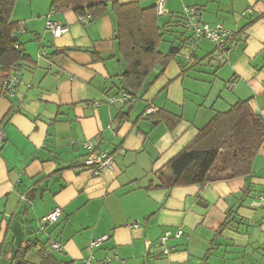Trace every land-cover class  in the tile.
Returning <instances> with one entry per match:
<instances>
[{"label": "crops", "instance_id": "1", "mask_svg": "<svg viewBox=\"0 0 264 264\" xmlns=\"http://www.w3.org/2000/svg\"><path fill=\"white\" fill-rule=\"evenodd\" d=\"M112 1L143 8L157 2ZM51 6L52 0H17L12 15L26 60L14 97L0 75V248L9 250L15 237L38 239L41 249L60 243L63 251L48 264H83L92 256V264H264V144L252 176L147 190L168 180L171 172L161 170L217 113L248 101L264 119V0H167L164 15L156 14L161 26L188 7L199 8V19L211 26L238 33L252 25L230 43L222 64L213 59L215 44L191 40L132 108L119 98L126 66L114 15L83 13L85 25L75 9ZM49 22L68 32L55 38ZM169 31L177 33L164 40L179 37L177 28ZM163 44L167 53L170 43ZM150 107L181 117L180 125L174 131L153 125ZM86 143L110 155L113 169L100 175L87 169ZM58 207L61 218L41 232V219ZM229 211L235 222L219 233ZM166 231L173 235L167 255L160 246ZM103 236L107 241L91 253V242ZM43 261L39 253L27 256L29 264Z\"/></svg>", "mask_w": 264, "mask_h": 264}, {"label": "trees", "instance_id": "2", "mask_svg": "<svg viewBox=\"0 0 264 264\" xmlns=\"http://www.w3.org/2000/svg\"><path fill=\"white\" fill-rule=\"evenodd\" d=\"M16 3L17 0H0V75L3 78L18 71L26 60L22 46L19 44V48H15L19 41L16 42L12 38L20 29L12 22ZM51 8L55 12L73 8L80 16L83 13L84 16H88L90 13L89 17L93 19L109 11L114 15L119 54L126 66V72L122 76L123 91L129 95L126 107L132 108L141 100L144 92L165 74L170 62L193 40L192 35L187 36L189 28L185 15H174L161 26L156 15V6L143 8L139 2L120 5L112 0H52ZM251 25L252 23L239 31L231 43ZM170 28H177L179 35L171 42L164 40L166 34L177 33L169 31ZM180 29L183 30L182 33ZM163 42L170 43L167 53L161 51ZM157 69H160L158 75L151 80ZM146 118L153 125L164 123L170 131H174L182 121L181 117L164 110H158ZM263 144V117L253 112L248 101H240L227 112L217 113L209 124L161 170L160 175L164 174V170L171 172L166 182L158 186H149L147 190L203 186L252 176L255 160ZM250 191V187L246 188L244 196H248ZM35 197V193H30L27 199L32 202ZM227 216L219 233L225 228L232 227L235 222L232 211H229ZM46 250L40 248L38 239L20 240L15 237L9 250L0 248V264H29L27 256L33 252L41 254L44 259L41 264H48L51 255L45 257Z\"/></svg>", "mask_w": 264, "mask_h": 264}, {"label": "built area", "instance_id": "3", "mask_svg": "<svg viewBox=\"0 0 264 264\" xmlns=\"http://www.w3.org/2000/svg\"><path fill=\"white\" fill-rule=\"evenodd\" d=\"M167 0H157L156 2V12L158 15H164L165 13V5ZM251 13V10H247L243 14L246 15ZM185 17L188 20V28L189 31L192 32L193 36V44L196 46L201 40H207L213 44H215L218 51V63L222 64L226 61L225 54L227 52L228 46L235 39L237 35V31H232L225 28L221 24H217L215 26H211L208 23L202 22L199 18L201 15L200 9L197 7H188L184 12ZM79 21L82 24L88 25L90 22L87 17H79ZM48 30L52 32L55 38L61 37L63 34L68 32V27L61 26L54 22H49L47 25ZM24 33V32H23ZM14 41H18V35L14 34L12 36ZM15 48H19V43L15 44ZM19 72L16 71L11 76L4 78L3 83L5 86V94L10 98L15 95V88L19 81ZM117 96L110 98V104H113L117 101ZM123 101H128L129 96L127 94H122L120 97ZM157 112L154 107H150L147 109L146 114L151 115ZM5 138V134L2 130H0V144L3 142ZM85 148L89 151L87 157L85 158V166L89 168V170L93 171L96 175H100L105 170H112L114 167L113 158L105 153H95L94 146L91 143H86ZM62 216V209L56 208L54 211L48 213L42 220L40 221L42 227L41 232H44L45 229L57 222ZM139 226L138 222L133 224V227L137 228ZM183 228H180L177 233L174 235L177 239H180L183 236ZM173 235L171 231H166L164 236L160 240L161 250L164 254H170L173 249H169L166 247V242ZM108 239V236H103L100 239L92 241L90 244V252L101 245H103ZM63 247L60 243L52 242L47 250L44 252L45 257L52 255L53 252H62ZM93 256L84 260L83 264H92ZM102 264H110V260H105Z\"/></svg>", "mask_w": 264, "mask_h": 264}, {"label": "rangeland", "instance_id": "4", "mask_svg": "<svg viewBox=\"0 0 264 264\" xmlns=\"http://www.w3.org/2000/svg\"><path fill=\"white\" fill-rule=\"evenodd\" d=\"M167 19H166V17L165 18H163L162 20H161V23H164L165 21H166ZM180 32H183L182 31V29H180L179 30ZM173 35H175V34H173V33H171V34H166L165 35V39H167V40H171L172 38H173ZM213 45V44H212ZM213 48V47H212ZM161 51H163V52H166V45L165 44H163L162 46H161ZM218 54H216V52L214 53V57H213V59L214 60H216L217 62H218ZM159 71H157L156 73H154L153 74V76L151 77V80H153L154 78H155V74H157ZM139 105L140 106H142L143 107V104H139L138 103V105L136 106V110H138L139 109ZM78 173H79V171H78ZM23 218H24V220H26L25 219V217H24V214H23ZM42 220V219H41ZM31 225L33 226V223H31ZM33 228H34V226H33ZM95 250V249H94Z\"/></svg>", "mask_w": 264, "mask_h": 264}]
</instances>
